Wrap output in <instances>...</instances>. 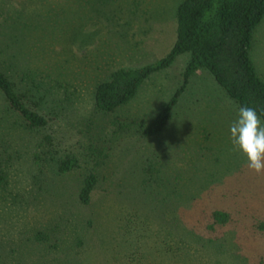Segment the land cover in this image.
<instances>
[{"label":"rangeland","instance_id":"1","mask_svg":"<svg viewBox=\"0 0 264 264\" xmlns=\"http://www.w3.org/2000/svg\"><path fill=\"white\" fill-rule=\"evenodd\" d=\"M181 1L0 0V67L32 77L62 72L70 84L67 93L57 88L61 102L43 104L55 119L39 132L20 127L0 93V168L9 179L0 191V264H264V174L233 148L229 125L238 106L208 71L190 78L160 136L142 130L182 84L188 54L150 75L114 112L93 109L95 80L170 50ZM250 55L264 79V17ZM111 122L124 132L106 137L111 151L90 205L74 204L88 164L60 176L53 160L72 152L84 160L81 145L110 135ZM45 134L53 160L42 171L33 154ZM148 168L158 170L150 184ZM180 194L188 201L179 203ZM203 207L224 208L231 221L214 231L192 227Z\"/></svg>","mask_w":264,"mask_h":264},{"label":"trees","instance_id":"2","mask_svg":"<svg viewBox=\"0 0 264 264\" xmlns=\"http://www.w3.org/2000/svg\"><path fill=\"white\" fill-rule=\"evenodd\" d=\"M110 1L96 0L101 3L100 6L109 5ZM105 14L102 13L106 18L110 16L113 18V14L116 13L113 11ZM103 16H95V20H101ZM175 17L176 38L163 57L139 68H117L110 71L105 79L95 80L91 91L94 111L103 114L114 112L135 96L139 87L150 75L168 68L178 56L188 54L182 84L144 127L142 130L144 136L161 135L171 119L173 107L180 94L187 87L190 78L199 70L208 71L238 107L245 104L255 107L264 123V79L257 72L250 55L254 31L264 17V0H182L177 6ZM69 85L62 72L51 73L43 69L38 71L36 77H32L28 71L14 68L4 70L0 67V93L6 104L5 110L15 114L19 119L17 124L25 130L39 132L48 129L55 119L54 109L50 108L46 111L43 104L48 98L52 103L61 102L55 97L56 94H60L57 88L63 87L64 92L67 93ZM110 128V135H98L81 145L80 154L84 156V160L73 152L57 156L53 160V157L48 156L49 152L44 151V148L47 149L45 141L49 146L52 143L48 134L35 143L33 159L42 171L49 168L48 160H53L54 172L60 176L76 172L83 162L88 164L74 195V204L89 206L92 201L100 181V171L106 165L111 151V139L106 137H116L119 132H124L121 127L116 128L115 122L110 123ZM129 128L130 125H126L125 131ZM153 169H146L150 178L144 181L149 184L153 179L152 176L158 172L157 168L154 169L155 171ZM8 183L5 169L0 168V191L5 190ZM201 199L198 200L197 196H193L190 201L194 200L197 204L199 201L202 203ZM134 200L135 203H140L137 196ZM187 201L183 197L179 199V203ZM171 204L176 206L177 201ZM200 205L207 206L205 202ZM204 207L201 208V217L196 215L192 224L190 223L192 227H197L195 223H202L206 230L214 231L231 221L230 212L224 208L206 211ZM169 219H174L172 222L178 224L182 221L179 222L176 216ZM168 224L172 223L168 222ZM123 225L129 227V222L124 220ZM126 258L129 259L128 253Z\"/></svg>","mask_w":264,"mask_h":264},{"label":"clouds","instance_id":"3","mask_svg":"<svg viewBox=\"0 0 264 264\" xmlns=\"http://www.w3.org/2000/svg\"><path fill=\"white\" fill-rule=\"evenodd\" d=\"M229 133L233 148L247 158V167L258 175L264 174V123L256 108L239 106Z\"/></svg>","mask_w":264,"mask_h":264}]
</instances>
